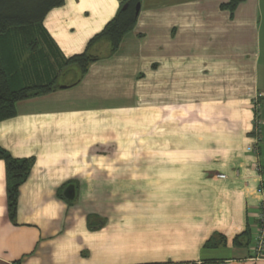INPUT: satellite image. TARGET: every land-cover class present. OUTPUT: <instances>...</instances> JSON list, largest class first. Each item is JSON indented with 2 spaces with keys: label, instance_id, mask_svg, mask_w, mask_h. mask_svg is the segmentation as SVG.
Listing matches in <instances>:
<instances>
[{
  "label": "crops",
  "instance_id": "1",
  "mask_svg": "<svg viewBox=\"0 0 264 264\" xmlns=\"http://www.w3.org/2000/svg\"><path fill=\"white\" fill-rule=\"evenodd\" d=\"M122 1L64 0L49 10L43 52L14 42L24 81L58 75ZM227 1L140 0L114 55L76 85L19 100L0 121V144L36 157L15 222L0 159V264H264L253 252L264 197L256 166H264V0L241 2L233 16ZM248 227L251 243L234 244ZM216 233L226 244L206 246Z\"/></svg>",
  "mask_w": 264,
  "mask_h": 264
},
{
  "label": "trees",
  "instance_id": "2",
  "mask_svg": "<svg viewBox=\"0 0 264 264\" xmlns=\"http://www.w3.org/2000/svg\"><path fill=\"white\" fill-rule=\"evenodd\" d=\"M243 1L245 0H228L222 3L221 7L228 9L233 16L236 8ZM138 2L140 0H123L116 14L88 41L84 50L65 58V66L58 75L46 80L26 82L15 59L14 42L18 37H23L27 39L29 51L43 52L38 33L45 31L44 18L49 10L62 5L64 0H0V121L17 114L16 105L19 100L41 96L62 86L76 85L93 62L114 55L124 36L137 24ZM126 3L127 7L123 8ZM71 66L76 68L75 79L66 85H60L59 76L65 74ZM39 74L40 70H37L36 75ZM0 159L4 161L6 167L8 215L15 222L20 186L29 177L36 157L15 156L0 144ZM251 241L252 230L249 227L234 237L236 245H249ZM226 242L224 235L216 233L206 242V246H220ZM11 264H22V262L16 260Z\"/></svg>",
  "mask_w": 264,
  "mask_h": 264
},
{
  "label": "built area",
  "instance_id": "3",
  "mask_svg": "<svg viewBox=\"0 0 264 264\" xmlns=\"http://www.w3.org/2000/svg\"><path fill=\"white\" fill-rule=\"evenodd\" d=\"M263 120L261 117V106L257 99L254 101V117L252 119V136L254 138L253 148L256 152H259V145L261 143V131H262ZM258 172L260 175H263L264 166L261 160H258L256 163ZM219 177L225 178L227 175L225 173L218 174ZM260 195L264 194V185L263 183L257 189ZM253 252L255 257H261L264 254V197L261 198L258 204L257 211V230L255 235V245Z\"/></svg>",
  "mask_w": 264,
  "mask_h": 264
},
{
  "label": "water",
  "instance_id": "4",
  "mask_svg": "<svg viewBox=\"0 0 264 264\" xmlns=\"http://www.w3.org/2000/svg\"><path fill=\"white\" fill-rule=\"evenodd\" d=\"M127 5H128L127 3L124 4L123 8L127 7ZM139 11H140V2H138L137 5H136V13H137V15L139 14ZM67 190H68V195H70V194H72L74 192V190L73 191L69 190V188Z\"/></svg>",
  "mask_w": 264,
  "mask_h": 264
},
{
  "label": "rangeland",
  "instance_id": "5",
  "mask_svg": "<svg viewBox=\"0 0 264 264\" xmlns=\"http://www.w3.org/2000/svg\"><path fill=\"white\" fill-rule=\"evenodd\" d=\"M120 48V47H119ZM262 104V103H261ZM261 117H262V109H261Z\"/></svg>",
  "mask_w": 264,
  "mask_h": 264
}]
</instances>
